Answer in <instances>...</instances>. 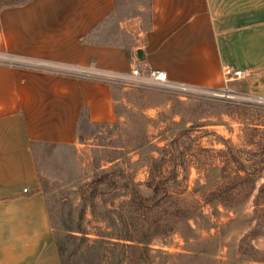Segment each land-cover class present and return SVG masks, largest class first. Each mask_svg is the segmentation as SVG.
<instances>
[{
  "label": "rangeland",
  "instance_id": "rangeland-1",
  "mask_svg": "<svg viewBox=\"0 0 264 264\" xmlns=\"http://www.w3.org/2000/svg\"><path fill=\"white\" fill-rule=\"evenodd\" d=\"M147 4L121 0L97 37L130 43L131 28L147 19L118 31L116 21L126 19L113 17L145 18ZM249 77L226 82L231 97L215 93L220 85L181 91L145 79H110L115 121L82 118L72 143L32 144L37 190L61 262L127 263L141 246L121 234L148 228L152 236L140 256L149 264H264V195L255 199L264 183V100L245 90ZM105 172L114 183L105 178L92 192L88 183ZM133 185L142 197L156 185L153 204L130 195ZM173 197L196 199L198 207L167 231L162 222Z\"/></svg>",
  "mask_w": 264,
  "mask_h": 264
},
{
  "label": "crops",
  "instance_id": "crops-1",
  "mask_svg": "<svg viewBox=\"0 0 264 264\" xmlns=\"http://www.w3.org/2000/svg\"><path fill=\"white\" fill-rule=\"evenodd\" d=\"M114 7L0 0V55L29 61L0 58V264H60L32 144H70L82 118H118L112 84L97 71L154 67L170 82L215 87L228 66L247 69L245 90L264 96V0H148L145 18L113 17L127 20L116 21L118 31L147 19L130 43L98 38Z\"/></svg>",
  "mask_w": 264,
  "mask_h": 264
},
{
  "label": "trees",
  "instance_id": "trees-1",
  "mask_svg": "<svg viewBox=\"0 0 264 264\" xmlns=\"http://www.w3.org/2000/svg\"><path fill=\"white\" fill-rule=\"evenodd\" d=\"M121 4V0H114V5H115V11H117L119 8H120V5ZM83 113V112H82ZM252 170V168H251ZM107 176H109L108 173H101L100 175H98L97 177H95L94 179L91 180L90 185H92V187L90 188V190H92V192L96 189V183L97 182H100V181H103ZM104 182H106V184H113L114 181L112 179H105ZM132 190H133V193L130 192V195H133V194H136L139 196V201H142L143 202H148L150 201L152 203L153 201V194H154V191L157 190V186L154 185L153 188H152V191L153 193L150 194L148 197L147 196H141L139 195V192H138V188L136 186H132ZM263 194L264 195V183H261L258 185L257 187V192L255 194V199L256 197H258L259 195ZM203 197V196H202ZM206 199V201H209L213 198H215V196H209V197H203ZM219 202H221L222 204L224 203H227L229 202V204H231L230 200H232L231 198H227V199H221V198H217ZM138 201V202H139ZM198 200L196 199H184L183 197H173L171 202H170V208L166 211L165 213V221L162 222L164 230L166 229V226L168 229H166L167 231L169 229H171L175 222H180V221H184L190 217H192L197 209L198 206L197 205V202ZM224 202V203H223ZM264 202V200H263ZM151 203H147V204H151ZM254 203L256 204V201L254 200ZM153 204V203H152ZM81 213H82V207L80 208V211H79V216H81ZM126 223H124V226H125ZM143 226V225H142ZM148 232V228L144 229V228H140V234L137 236L135 235L134 233H131V231H129V233H127L126 231L123 232V234H121L120 238L122 239H125V240H129V241H132V242H136L137 244H140V252H138L137 254H135L133 257H131V259L128 261V262H140V261H143V258H141V254H142V246H143V243L144 242H147L149 239H151V236L152 234L149 233V234H146ZM159 232H162V231H159ZM78 245L75 246L72 251H70L68 254H67V258L73 254L77 249H78ZM58 251V249H57ZM59 254V252H58ZM60 257V255H59ZM60 264H66V259L63 260L61 262V258H60Z\"/></svg>",
  "mask_w": 264,
  "mask_h": 264
},
{
  "label": "built area",
  "instance_id": "built-area-1",
  "mask_svg": "<svg viewBox=\"0 0 264 264\" xmlns=\"http://www.w3.org/2000/svg\"><path fill=\"white\" fill-rule=\"evenodd\" d=\"M0 58H4L5 60H9L12 59L14 60L16 63H24V62H29L27 61V59L21 58V57H7V56H2L0 55ZM66 68V67H65ZM57 69H61L63 70V67H57ZM222 83L220 84V86L215 89L214 91H216L215 93H221L224 94L226 97H231L233 94V91L226 85V82L233 80V79H237V78H241L244 76H247L250 72L247 69H241V68H231L228 66H222ZM66 72L72 73V72H76V70L74 69H65ZM97 76L98 78L104 79L106 81H110L111 80H129V79H136L139 81L142 80H148L149 82H154V83H160L164 86H168V87H175L179 90H193L196 88H200L197 86H193L191 84L185 83V82H170L167 80L166 77V72L162 69H158V68H154V67H150L146 70L145 74H143L142 72H140V70L137 68V66L132 65L130 66L128 71L125 72H118V73H108V72H104V71H97ZM218 89H220L221 91H219ZM256 100H264V97L261 95H257L256 96ZM26 187H23L22 190H25Z\"/></svg>",
  "mask_w": 264,
  "mask_h": 264
},
{
  "label": "water",
  "instance_id": "water-1",
  "mask_svg": "<svg viewBox=\"0 0 264 264\" xmlns=\"http://www.w3.org/2000/svg\"><path fill=\"white\" fill-rule=\"evenodd\" d=\"M136 57L140 58L141 57V50L138 48L136 49Z\"/></svg>",
  "mask_w": 264,
  "mask_h": 264
}]
</instances>
